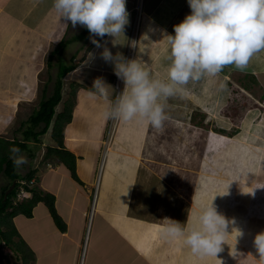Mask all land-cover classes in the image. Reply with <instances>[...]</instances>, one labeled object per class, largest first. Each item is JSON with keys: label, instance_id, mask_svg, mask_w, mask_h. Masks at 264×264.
Segmentation results:
<instances>
[{"label": "rangeland", "instance_id": "1", "mask_svg": "<svg viewBox=\"0 0 264 264\" xmlns=\"http://www.w3.org/2000/svg\"><path fill=\"white\" fill-rule=\"evenodd\" d=\"M170 1L168 0L167 3ZM177 10L178 6L176 5L171 11V17ZM53 14H56L55 9ZM132 16L135 17L134 14ZM181 16L182 14H179L174 18L172 21L174 25L181 22ZM56 17L53 16V18ZM44 20L45 18L40 19L39 25L41 27L43 25L45 30ZM83 29L84 27L79 25L75 28L71 24L69 25V31L65 36L66 40L62 45V50L67 47L63 61L70 62L71 56L75 55L76 66L85 65V62L90 60L97 67L100 53L97 47L92 49V44L91 47L88 46L92 39L77 40L79 32ZM172 32L174 33L173 30ZM142 33L143 30L139 31L137 26L136 17L130 37L132 45L129 43L130 46L127 47L124 40L125 35L121 34L116 38L115 43L117 44L115 45L112 37L105 36V43H108L105 46L108 49L117 47L120 50L125 47L123 55L126 60H138L149 71L151 78L167 80L169 48L165 36L169 32L154 30L148 34ZM143 37L150 44L147 51H142L144 50L141 43ZM51 38L56 40L57 37L53 35ZM51 43H53L52 40ZM41 55L42 51L36 55L37 63L41 60ZM255 64L264 65L259 54H256L250 61L248 69H251L252 73H255L252 70L255 68ZM227 72L228 75L221 72L216 77H204L198 82H189L190 85L185 86L182 93H178L166 101L162 100L167 119L160 128H155L146 120L138 118L123 121L106 117L104 111L109 104L100 109L99 105H96L100 101L96 95L90 96L92 102H85L86 114L83 116L76 114L74 124L71 125L90 131L93 126H99V117L104 113L105 128L102 146L91 148L87 153V157L94 156L96 158V168L92 169V173L94 174L95 171L96 183L94 186L96 187L98 183L97 189L100 197L102 193L104 194V198H99L100 201L110 205V208H115L120 196L123 197L118 192L119 187L115 185L129 178L125 184V189H128L129 194L128 197H125V202H129L127 208L132 216L161 223H164L163 219L167 217L180 222L186 228L194 224L198 226V216L201 210L213 203L219 214L223 215L226 220L234 222L229 224L227 229L229 234L224 237V243L221 245L223 251L218 253L217 259L219 257L221 260L219 254H222L229 264H244V262L245 264H260L259 256L253 246V239L257 233L264 231V79L259 76L260 74L255 73L259 80L257 81V79L251 78L250 73L240 72L236 69ZM56 73V67L50 69L47 65L37 73L41 77L38 96L34 98L33 102L28 100L22 102L20 113L6 114L7 117H10L11 123L16 121L13 130L17 129V131H10L9 128L7 133H4L5 136H0L10 139L22 137L23 127L18 129L20 123L28 119L34 107L39 106L44 89L46 95L52 93L57 77ZM93 74H96V78H98L100 72L92 69H80L78 72L74 71L67 75L64 80V97L57 107L58 112L64 109L67 99L75 96L74 91L77 87L73 84L70 85L71 82L80 79L83 81L80 83H87L85 87L93 92L90 87L92 83L88 82ZM226 76L234 82L226 81ZM116 77L115 74L113 76L111 74L109 77L113 84ZM221 84L225 86L224 90H221ZM123 88L124 84H121L120 89L123 90ZM108 91L112 94L110 101L115 99L118 92L120 94L114 85L108 88ZM83 93L86 97L89 96V92L85 89ZM13 106L15 107L17 104H13ZM50 133L51 129L46 135L41 136V142L30 143L34 154L28 150L23 151L27 156L28 163L18 169L19 172H29L38 165L40 166L37 167L38 170L43 173L46 171L44 167L46 161H43L42 157L45 156L47 146L56 143L50 139L52 138ZM83 145L88 147L85 142ZM89 146L94 145L89 144ZM109 148L116 152L118 163L116 174L106 180L105 177L100 178V174L102 164L107 160ZM95 158L88 160L92 162ZM103 158H105L104 161ZM62 170L65 171L63 168ZM86 171H91V169L85 168L84 172ZM131 175H133L132 178L129 177ZM58 177L59 175L54 172L48 173L44 178H47L44 183L45 187L56 188L55 185L60 180ZM7 180L9 178L6 176H0V192L8 183ZM72 180L70 175H64L61 179V188L67 189L72 186ZM47 181L48 183H46ZM31 182L29 180L25 184V188L30 187ZM37 187L47 191L42 186ZM95 187L91 191V202L88 204L87 210L91 209ZM85 189L87 190V188ZM69 208V205L61 201L60 210L65 216H68ZM46 210L47 207L43 203V209L41 208L39 215H42V212L45 213ZM79 213L80 216L76 217H80V220L84 222L85 217L81 212ZM46 215L50 224H54L53 218ZM97 217L94 222L96 234H98L99 226L107 228L105 220ZM193 217L194 220L191 224L190 221ZM29 221L31 219L22 215L18 219V225L22 236L34 243L38 240L39 233L34 230ZM91 223L92 220L89 221V225ZM83 227L86 235L87 223ZM113 234L115 233H108V235ZM119 239V242L125 246L123 239L121 237ZM113 243L111 247H114ZM178 244L185 247L183 241ZM8 254L5 260L0 261V264H23L17 252L13 251ZM191 254L190 249L188 257L185 259L186 262L192 260L191 256L193 255ZM67 255H64V258H68ZM162 255L166 259L165 254L162 253ZM212 257L194 254V258L200 264H213L208 261ZM63 261L62 264H69L67 259Z\"/></svg>", "mask_w": 264, "mask_h": 264}, {"label": "crops", "instance_id": "2", "mask_svg": "<svg viewBox=\"0 0 264 264\" xmlns=\"http://www.w3.org/2000/svg\"><path fill=\"white\" fill-rule=\"evenodd\" d=\"M130 1L134 2V0ZM167 1L168 0H142L143 8H141V10L143 9L144 12L142 34L151 33L154 32V30L166 31L169 32V34H174L172 32L174 26L172 21H174V18L182 14L180 17L182 21L187 14H190L191 9L187 0H176V2L171 0L170 3H167ZM176 5L178 6V10L171 17V11ZM53 12V0H0V135L5 136L6 134L4 133H7L9 128L10 131H17V129L13 130L16 126V121L11 123L10 117H7L6 114L12 115L20 113L22 110V102H26V100L33 102L34 98L38 96V86L40 87L41 77L38 76L37 73L39 71L41 72L43 67L47 65L50 69L53 67L57 68L56 76L58 77L60 62L65 58L64 55L67 47L65 50H62V48L58 50L57 47H59L61 42L66 40L65 36L69 31V25L71 23L67 22L66 25L65 21L60 18L59 13L56 12V14H53ZM53 16L57 17L53 18ZM42 18H45L43 23L45 30L43 25L42 27L39 25L40 19ZM125 26L127 34L124 36V40L125 44H128L131 36L132 24H130L129 21ZM50 34H52V36L56 35V40H53ZM51 40L53 43H51ZM141 43L144 48L142 51H147L150 46L149 42L145 41L143 37V42ZM100 45L103 49L106 47L105 42H102ZM123 49L120 50L117 47H109V50L114 55L116 53L123 55ZM40 51H42L41 60L37 63L36 55ZM99 53L100 59L97 67L88 60L85 62V65H79V68L84 70L92 69L100 72L99 77H102L107 85L113 86L109 78L114 72L113 65L111 63L103 64L104 60L101 58L102 52ZM258 54L264 61V51ZM71 57H73V55ZM65 62L68 61L66 60ZM255 65V68L252 70L264 78V65ZM79 68L74 71L78 72L80 70ZM49 77L51 78V76ZM95 79L96 74H93L88 82H91L93 85ZM77 80L78 82H83L80 79ZM84 89L89 92L88 97L84 95ZM91 92L92 91L87 87L79 88L76 105L74 107V116L76 114L82 116L86 114L87 106L85 102H92L90 100V96H92L90 94ZM107 93V100L96 95V98L100 100L96 105H99L98 107H100V109L109 104L110 98H112V94L109 93L108 89ZM13 104H17V106L14 107ZM10 107H12V113L10 112ZM37 108L38 107H34L33 111ZM108 108L109 105L106 111ZM106 111H104V113H106ZM104 113L99 117V126H93L90 131L82 130L78 126L73 127L71 124H74L76 119H74V116L72 121L69 122L64 129L65 145L77 155V172L81 178V183L71 176L69 170L59 160L58 162H53L56 169L54 171L49 172L46 170L43 173L38 170L37 167H40L39 165L32 169L37 170V173L32 177V179H37L36 185L42 186V188H45L47 191L55 193L58 211L68 224L67 231L62 232L56 226L55 222L54 224H50L46 215L48 214L51 216L48 208L45 211L46 214L42 212V215H39V211H41V208L43 209V202H40L36 206L34 216L29 218L31 219L29 224H32L34 230L39 233L38 240L33 243L27 239L36 254L34 264H62L64 259H67L69 264H135V262H137V264H200L194 258L193 252L191 254L193 255L191 256L192 260L189 262L185 261L188 257L187 254L190 248L187 247L185 249V244V247L178 244L181 243L182 239L166 237L163 233L164 223L150 221L144 218L139 219L129 213V209L127 208V203L129 202H125V197L129 195L127 192L128 189H125V184L128 182L129 178L115 185L119 187L118 192L124 197L123 201V197L120 196V200L117 202V205H115V208H110V205H106L100 201L99 198H104V194L102 193L100 197L99 190L96 189L95 208L91 219L92 223L89 225L90 219L86 212L89 211V209L87 210V206L91 202V191L96 183L95 171L94 174L92 173V169L96 168V158L94 156L87 157V153L91 148L102 146L105 128ZM28 119L20 123L18 129L22 127L21 125L26 126ZM69 139H71V141ZM84 142L88 147L82 146ZM89 144L94 146H89ZM112 153L115 154L116 152L110 148L107 153L108 160L102 164V172L100 174V178L102 179L103 177L106 179L109 159L112 156L114 158L117 156V154L114 155ZM89 158H95V160L91 162L88 160ZM42 159L43 161L50 160L48 158L46 159L45 156L42 157ZM115 167L117 168V164H115ZM62 168L65 171H63ZM85 168L91 169V171L84 172ZM116 171V169L111 171L107 179H110V177L112 178V176L116 174ZM51 172L58 174L60 180L59 183L55 185L57 186L56 188L50 189L45 187L44 183L47 178H44ZM64 175H70L73 178V185L67 189L61 188V179ZM21 178L27 177L21 176ZM46 183H48V181ZM85 188H87V190ZM61 201L70 206L68 216H65L60 210ZM99 210L104 213H100ZM75 211L78 212L76 213ZM79 212L85 217L84 222L80 220V217H76L80 216ZM97 216L105 220L108 228L107 229L106 226H99L97 229L98 234H96V226L94 227L95 218ZM21 217L22 215H19L15 220L22 234L18 225V219ZM86 223L87 232L85 235L83 226ZM190 223L192 224V220ZM49 229L50 232H48ZM109 232L115 234L108 235ZM120 237L123 239L125 246L128 245L133 247L129 256L123 253L124 245L119 242ZM110 238H113V240H110ZM112 243L114 247H111ZM132 252L135 253L133 254ZM65 253L68 254L66 256L68 258H64V255H66ZM162 253L165 254L164 256H166V259H164ZM219 255L221 256V260H219V257L217 259V257L213 256L211 259L209 258L208 261H211L213 264H229L226 257L224 259V255Z\"/></svg>", "mask_w": 264, "mask_h": 264}, {"label": "clouds", "instance_id": "3", "mask_svg": "<svg viewBox=\"0 0 264 264\" xmlns=\"http://www.w3.org/2000/svg\"><path fill=\"white\" fill-rule=\"evenodd\" d=\"M187 2L191 9L190 14L173 26L174 35L165 36L169 48L167 57L169 65L167 80H160L151 78L149 71L138 60H126L120 53L113 55L108 48L103 49L100 45L105 42V36L112 37L113 44H117L115 43L117 37L121 34L126 36L125 25L129 21L133 30L136 17L139 31L143 30L144 12L143 9H138L143 8L142 0L139 2L135 0L134 3L130 0H53V8L66 25L70 22L73 28L79 25L89 31L88 36L77 40L91 38L92 42L88 46L91 47L92 44V49L97 47L99 52H102L101 58L106 62L103 64L113 65L112 76L114 74L117 76L113 85L120 94L118 92L115 99L109 101L106 117L123 121L138 118L146 120L155 128H160L167 119L161 101L182 93L189 82H198L204 77H216L221 72L228 75L227 71L233 69L246 71L251 74L252 79L259 81L256 74L248 67L252 58L264 51V0H187ZM133 14L135 17L132 16ZM84 29L79 33L81 34ZM130 39L127 47L131 44ZM74 60L75 55L68 63L76 66ZM117 78L120 79L119 83L124 84L123 90L118 88ZM225 80L234 82L227 76ZM90 87L93 89L91 95H99L107 100V89L111 86L107 85L102 77L96 78ZM224 89L225 86L221 84V90ZM9 151L11 154L9 158L16 169H21L28 163L27 156L19 147L14 146ZM53 162L43 166L49 172L54 171L56 169ZM19 173L21 176L27 174ZM14 181L16 184L13 189L20 192L17 179ZM97 185L98 183L91 209L93 205L95 208ZM9 189L7 193L12 190ZM27 198L25 195L18 199V195H13V204ZM163 221V233L166 237L182 239L194 254L214 257L223 251L221 245L224 243V237L229 234L227 229L229 224L234 223L219 214L213 203L201 210L198 226L186 228L180 222L167 217ZM253 246L259 256L260 264H264V231L255 235ZM3 247L7 246L3 244ZM17 253L20 255L19 252Z\"/></svg>", "mask_w": 264, "mask_h": 264}, {"label": "trees", "instance_id": "4", "mask_svg": "<svg viewBox=\"0 0 264 264\" xmlns=\"http://www.w3.org/2000/svg\"><path fill=\"white\" fill-rule=\"evenodd\" d=\"M89 31L85 28L84 31L78 36L82 39L88 36ZM65 42V41H64ZM64 42H61L60 50ZM76 66L73 63L64 62L61 60L59 73L55 82V87L50 95H46V91H43L40 105L29 116L27 126L22 125V137H14V139L0 136V176L5 175L9 178V182L2 188L0 193V261L8 257V253L13 251L20 253V258L23 264H34L36 260L35 251L32 249L30 243L25 239L19 231L16 223V217L24 215L27 218L34 216V210L39 202H44L48 211L50 212L56 226L62 231L66 232L68 224L62 215L59 213L56 205V196L52 191H44L36 187H28L27 199L22 200L17 204H13V195L16 194L15 189H12L9 193L7 190L12 185L13 181L21 174L13 166L10 157L9 149L12 147H19L22 152L28 150L33 154V149L30 147V143H39L42 140L43 135H46L51 129V137L56 141L55 144H49L45 153L47 160L45 164L52 161H61L64 166L69 170L71 176L79 181L81 178L77 172V155L74 151L67 148L65 145L64 129L66 125L72 121L74 116V107L76 105L77 89L81 86H85L80 82H72L77 87L74 91L75 96L67 99L64 109L57 111L58 105L63 100L64 78L72 71ZM262 79H264L262 77ZM79 87V88H78ZM31 123V125H29ZM37 170L28 172L25 177L31 179ZM17 238V239H16ZM5 244L7 247H3Z\"/></svg>", "mask_w": 264, "mask_h": 264}, {"label": "bare ground", "instance_id": "5", "mask_svg": "<svg viewBox=\"0 0 264 264\" xmlns=\"http://www.w3.org/2000/svg\"><path fill=\"white\" fill-rule=\"evenodd\" d=\"M141 9V8H140ZM188 85H190V84H188ZM194 86V85H193ZM200 87V86H199ZM118 88H121V83H119V86H118ZM187 88V87H186ZM192 89V88H191ZM204 89V88H203ZM189 90V89H188ZM194 90V89H193ZM191 91V90H190ZM200 92V91H199ZM202 92V91H201ZM188 94V93H187ZM197 94H198V92H197ZM201 95V94H200ZM196 96V95H195ZM202 101V100H201ZM220 137H222L221 135H219ZM70 141H71V139H69ZM224 141V140H223ZM110 149V148H109ZM112 154H114V153H112ZM115 155V154H114ZM107 160H108V155H107V158H106ZM107 160H106V162H107ZM118 162H117V159L116 158H114L113 156L109 159V162H108V165H107V172H106V180H107V178H108V176H109V173L111 172V171H113L114 169H116V167H115V164H117ZM134 171V170H133ZM134 173V172H133ZM130 178H132L133 177V175H131V176H129ZM29 180H31L32 182L29 184V186L30 187H36V186H38V185H36V182H37V179H28V178H21V177H19V178H17V183H18V185L20 186V188H21V191L25 194V195H27V189L28 188H25V184L29 181ZM15 195H19V196H21V197H23L21 194H20V192H17L16 191V194ZM99 212L100 213H104V212H102V211H100L99 210ZM107 217V216H106ZM108 219V218H107ZM109 220V219H108ZM194 220V217L192 218V221ZM196 220V219H195ZM110 221V220H109ZM105 222V221H104ZM195 225V224H194ZM106 229V228H105ZM108 229V228H107ZM110 231H111V229H110ZM113 233V232H112ZM132 248L133 247H131V246H127V248H126V246H123V253H124V255H130L131 254V251H132ZM133 253V252H132ZM135 253V252H134ZM133 253V254H134ZM138 261V260H137ZM135 264H137V262H135Z\"/></svg>", "mask_w": 264, "mask_h": 264}, {"label": "built area", "instance_id": "6", "mask_svg": "<svg viewBox=\"0 0 264 264\" xmlns=\"http://www.w3.org/2000/svg\"><path fill=\"white\" fill-rule=\"evenodd\" d=\"M119 81H120V79L117 78V83H118V85H119ZM20 194H21L22 196H25V194H24L22 191H20ZM95 195H96V193H95ZM21 198H23V197H21V196L18 195V199H21ZM93 212H94V205L92 206V209H91L90 211L87 212V214L89 215V218H90V219H91L92 216H93Z\"/></svg>", "mask_w": 264, "mask_h": 264}, {"label": "water", "instance_id": "7", "mask_svg": "<svg viewBox=\"0 0 264 264\" xmlns=\"http://www.w3.org/2000/svg\"><path fill=\"white\" fill-rule=\"evenodd\" d=\"M16 181L13 182L12 186L10 187L9 191L15 187ZM8 191V192H9Z\"/></svg>", "mask_w": 264, "mask_h": 264}]
</instances>
